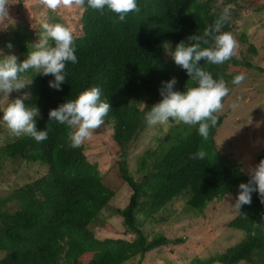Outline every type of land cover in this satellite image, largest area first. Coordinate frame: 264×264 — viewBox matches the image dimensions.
<instances>
[{"label":"trees","instance_id":"obj_1","mask_svg":"<svg viewBox=\"0 0 264 264\" xmlns=\"http://www.w3.org/2000/svg\"><path fill=\"white\" fill-rule=\"evenodd\" d=\"M263 1L137 0L140 11L129 13L125 22H119L118 16L107 9L79 8L72 28L78 63L66 62L62 90L49 88V81L54 80L51 75H37L34 70L22 74L26 83L31 82L26 85L29 98L24 104L40 109V116L34 120L37 130L47 129L48 138L36 142L22 135L0 147V170L9 160L38 164L46 173L0 197V264H143L149 254L172 244L162 233L143 232V226L154 216H162L172 199L189 194L185 209L196 212L218 203L224 194H232L235 201L238 185L247 183L249 177L217 151L219 113L218 124L210 129L208 140L199 135L198 126L170 119L165 127L170 136L167 150H146L133 173L128 171L127 159L149 126L146 113L162 99V81L175 77L174 91L181 93L186 86H196L185 70L166 59L164 45L169 44L171 54L176 44L182 40L187 44L188 37L202 35L225 7L231 6L230 19L222 31L237 37L246 56L240 59L235 54L219 65L198 62L214 79L226 82L230 91L224 104L238 86L232 83L233 78L254 68L250 58L256 49L244 32L236 33V23L243 11L262 12ZM39 5L26 21L19 19L21 14L11 16L6 30L0 31V50L4 55H16L18 63L33 50L43 23H58L57 10ZM18 6L20 9L21 3ZM211 46V41L202 45ZM94 86L101 89V99L111 105L103 125L93 133L114 161L106 174L88 160L83 144L78 148L69 146L71 129L48 117L49 110ZM200 149L206 157L190 159ZM124 185L129 189L127 204L110 208L121 218L122 237L99 239L95 228L119 233L102 214ZM262 217L264 205L253 193L251 205H243L240 215L235 214L225 224L227 229L242 232L244 238L215 255L203 259L191 256L185 263L264 264Z\"/></svg>","mask_w":264,"mask_h":264},{"label":"clouds","instance_id":"obj_2","mask_svg":"<svg viewBox=\"0 0 264 264\" xmlns=\"http://www.w3.org/2000/svg\"><path fill=\"white\" fill-rule=\"evenodd\" d=\"M39 2L45 9L52 11L85 6L101 12L107 9L118 16L119 22H125L129 13L140 11L137 0H39ZM9 6V0H0V31L6 30V21L10 20ZM230 7H225L219 18L209 25L202 35L188 37L187 44L183 40L176 44L170 56L175 65L185 70L190 80L196 82V86H186V91L181 93L174 91L177 84L175 77L166 82L162 81L159 89L162 99L145 115L149 126L169 124L171 118L173 122L198 126L199 135L208 140L210 129L218 124V113L223 110V99L229 95L230 89L222 78L214 79L198 62L204 60L219 65L236 54L238 44L235 37L231 32L222 31L230 19ZM42 28L40 38L32 44L33 50L28 51L26 59L22 62L18 63L16 55H4L3 50H0V93L7 98L10 93L18 92L31 83H26L22 78V74L29 70H34L37 75L54 77L48 86L60 91L66 79V62L78 63L76 49L73 46L74 35L70 27L62 23H43ZM210 41L214 46L202 47L209 45ZM7 47L10 49L11 43H8ZM245 79V74L240 73L233 78L232 83L239 85ZM101 95V89L94 86L82 91L74 100H67L56 109L49 110V121H56L72 130L69 133L71 148L80 147L103 125L111 105L108 101L102 100ZM28 98L29 94L25 93L11 102L8 99L7 106L0 109L3 113L2 120L14 136L27 135L36 142H42L48 138V131L37 130L34 117L40 116V109L25 106L24 100ZM231 107L235 110L239 104L234 102ZM206 155L207 153L200 149L192 154L190 159L203 160ZM247 175L249 177L247 183L238 185L235 203L230 206L238 215L243 205H251L253 193L258 194L260 203L264 205V158L255 166H248ZM240 264H244V261Z\"/></svg>","mask_w":264,"mask_h":264},{"label":"rangeland","instance_id":"obj_3","mask_svg":"<svg viewBox=\"0 0 264 264\" xmlns=\"http://www.w3.org/2000/svg\"><path fill=\"white\" fill-rule=\"evenodd\" d=\"M21 3V8L18 5ZM264 3V1H263ZM10 17L21 14V18L27 20V16L34 15L39 7V1L33 0H9ZM58 23L65 24L71 29L75 27L79 8L58 9ZM16 18V17H15ZM14 18V19H15ZM33 18H35L33 16ZM235 31L244 32L249 41L254 45L256 54L250 58L254 66L245 74L246 79L239 84L232 94L225 100L224 108L219 113L220 123L217 128L215 140L217 151L228 161L231 166H238L242 173L247 175L248 166H255L264 158V10L254 14L249 11L241 13V19L236 23ZM238 47L236 55L240 59L246 56L245 47L241 46L237 37ZM167 44V43H166ZM164 45L166 59H172L168 49ZM22 92H12L7 98L0 93V109L7 106L9 102L28 94L27 86ZM25 101V100H24ZM239 107L232 109L233 103ZM3 113L0 112V147L15 141L14 136L2 120ZM171 118H169L170 120ZM167 125V124H166ZM166 125L148 126L134 148L130 159H127V168L130 173L136 170L137 161L146 150H167L170 144V136L165 129ZM99 138L92 135L86 140L85 154L90 162H95L101 173L106 174L114 164L112 155L108 148ZM139 157V158H138ZM46 173L44 167L27 162L6 160L0 170V197L7 191L31 183ZM128 191L126 185L122 186L115 197L110 201L102 218L113 226L119 233L114 234L103 228H95V234L99 239L121 238V218L111 212L110 208H123L128 202ZM190 195L185 193L170 201L167 210L162 216H154L143 226V232L151 235L162 233L172 244L159 251H154L147 256L143 264H186L191 256L200 259L215 255L219 251L236 245L244 238L240 231L225 228L236 214L230 206L234 205V196L224 194L214 205H209L203 211L186 210ZM181 240L182 242H175Z\"/></svg>","mask_w":264,"mask_h":264}]
</instances>
